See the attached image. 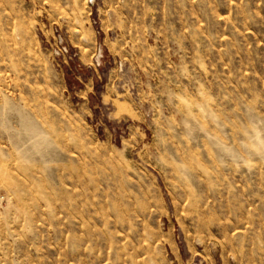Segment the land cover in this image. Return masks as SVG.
<instances>
[{"label":"rangeland","instance_id":"1","mask_svg":"<svg viewBox=\"0 0 264 264\" xmlns=\"http://www.w3.org/2000/svg\"><path fill=\"white\" fill-rule=\"evenodd\" d=\"M262 145L264 0H0V264H264Z\"/></svg>","mask_w":264,"mask_h":264},{"label":"bare ground","instance_id":"2","mask_svg":"<svg viewBox=\"0 0 264 264\" xmlns=\"http://www.w3.org/2000/svg\"><path fill=\"white\" fill-rule=\"evenodd\" d=\"M75 14V13H74ZM86 33V32H85Z\"/></svg>","mask_w":264,"mask_h":264},{"label":"clouds","instance_id":"3","mask_svg":"<svg viewBox=\"0 0 264 264\" xmlns=\"http://www.w3.org/2000/svg\"><path fill=\"white\" fill-rule=\"evenodd\" d=\"M262 146H264V145H262Z\"/></svg>","mask_w":264,"mask_h":264}]
</instances>
